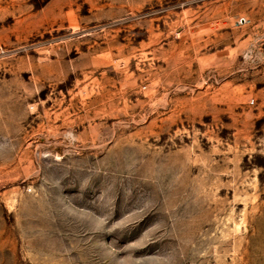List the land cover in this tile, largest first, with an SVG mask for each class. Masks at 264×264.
I'll list each match as a JSON object with an SVG mask.
<instances>
[{
  "label": "rangeland",
  "instance_id": "1",
  "mask_svg": "<svg viewBox=\"0 0 264 264\" xmlns=\"http://www.w3.org/2000/svg\"><path fill=\"white\" fill-rule=\"evenodd\" d=\"M0 264H264V0H0Z\"/></svg>",
  "mask_w": 264,
  "mask_h": 264
},
{
  "label": "built area",
  "instance_id": "2",
  "mask_svg": "<svg viewBox=\"0 0 264 264\" xmlns=\"http://www.w3.org/2000/svg\"><path fill=\"white\" fill-rule=\"evenodd\" d=\"M252 103H254V101L252 100Z\"/></svg>",
  "mask_w": 264,
  "mask_h": 264
}]
</instances>
